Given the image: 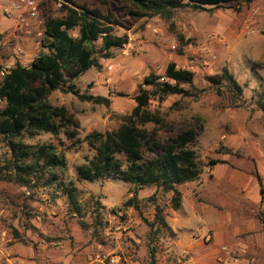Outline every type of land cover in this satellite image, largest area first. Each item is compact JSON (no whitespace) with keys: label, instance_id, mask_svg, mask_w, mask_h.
Listing matches in <instances>:
<instances>
[{"label":"rangeland","instance_id":"rangeland-1","mask_svg":"<svg viewBox=\"0 0 264 264\" xmlns=\"http://www.w3.org/2000/svg\"><path fill=\"white\" fill-rule=\"evenodd\" d=\"M15 2L0 0V66L5 70L28 66L43 37L41 0L37 18H25L24 24ZM50 14L62 16L57 3L51 4ZM115 33L127 38L123 48L111 50L112 57L100 61V70L91 69L72 84L78 95L100 97L108 105L55 92L50 104L66 109L78 129L22 140L31 150L52 144L66 161L64 171H56L51 184L49 174L40 181L30 177L25 186L0 180V264H51L50 235L62 240L56 243L60 250L53 252L56 259L67 255L64 247L92 244L94 257L84 264H100L99 259L110 255L119 256L121 264H150L151 250L155 264H264V0L244 3L238 12L180 10L169 22L145 18L131 30ZM178 34L187 45L179 43ZM169 63L193 74L192 87H184L187 96L151 98L145 110L162 126L144 128L160 141L181 130L193 131L201 174L178 187V211L170 208L171 195L154 187L138 191L134 205L127 207L131 189L121 180H78L77 168L91 153L84 143L72 148L64 131H75L81 141L94 131L117 130L136 106L142 80L149 74L162 77ZM223 69L243 87L237 104L224 86L213 84ZM9 159L0 140V177L8 174ZM117 159L124 163L122 155ZM210 161L220 163L208 167ZM69 182L78 190L77 216L65 195ZM156 206L162 208L167 228L145 224L153 222ZM57 217L58 222H50ZM46 229L51 232H41Z\"/></svg>","mask_w":264,"mask_h":264},{"label":"trees","instance_id":"trees-1","mask_svg":"<svg viewBox=\"0 0 264 264\" xmlns=\"http://www.w3.org/2000/svg\"><path fill=\"white\" fill-rule=\"evenodd\" d=\"M250 1L41 0V50L26 67L15 64L5 70L0 66V140L10 153L5 167L8 174L1 176L0 180L25 186L28 178L40 181L49 174L48 183L51 184L56 181V171H64L66 161L52 144L43 143L31 150V147L23 145L22 140L33 139L40 134L58 135L63 129H78L77 122L66 109L50 104L49 97L55 92L108 105L103 98L78 95L72 84L89 70H100V61L110 59L111 50L123 48L127 38L117 35L116 30L129 31L140 20L151 17L169 22L180 10L208 14L225 9L238 12L242 4ZM52 3L59 5L61 17L50 14ZM177 40L185 45L189 42H184L179 34ZM192 84L190 71L177 69L174 63H169L162 77L149 74L142 80L139 94L134 98L136 106L121 118L117 130L94 131L81 141L75 139V131H64L72 142V148L84 143L91 153L77 168L78 180L90 184L121 180L131 189V199L125 203L127 207L134 205L138 191L154 187L170 194V208L178 211L182 202L178 187L197 180L201 174L192 148L197 135L191 130H181L174 137L160 141L144 126L152 123L161 127L162 122L145 108L151 98L164 101L169 96H187L184 87L191 88ZM213 84L224 86L231 101L240 102L243 87L226 69L213 80ZM118 155L124 157V163L117 159ZM219 163L210 161L207 166ZM256 178L260 185V178ZM259 192L262 195L261 187ZM65 195L74 215H80L78 190L72 182L68 183ZM144 222L149 229L154 225L167 228L163 210L157 206L154 207L153 222ZM149 262L155 264L154 250L149 252Z\"/></svg>","mask_w":264,"mask_h":264},{"label":"crops","instance_id":"crops-1","mask_svg":"<svg viewBox=\"0 0 264 264\" xmlns=\"http://www.w3.org/2000/svg\"><path fill=\"white\" fill-rule=\"evenodd\" d=\"M36 220L39 221V219H36ZM59 220H60V218L57 217V219H54L53 222L52 221H50V222L51 223H56ZM33 224L36 225V223H33ZM37 227H40V224ZM172 229H173V227H172ZM47 231L51 232L48 229H46L44 231H41V232L46 233ZM49 238H50V242L53 243V247H51L50 248L51 250L49 251L50 252L49 257H51L50 258V263L51 264H56V263L58 264L59 262H61L62 264H84L87 260H92V258L94 257V252L95 251L93 249V245L92 244L91 245H86L85 243H80L78 249H75V247L72 249L71 246H69L68 248L64 247L63 250H64V252H67V255H65V256L61 255L62 257H60V259H56L55 255L57 253H53V252H56V251L60 250V247L57 246V244L59 242H62V240L59 237H56V235H50ZM55 238H57V239H55ZM73 252H75V253H73ZM58 254H60V253H58Z\"/></svg>","mask_w":264,"mask_h":264},{"label":"built area","instance_id":"built-area-1","mask_svg":"<svg viewBox=\"0 0 264 264\" xmlns=\"http://www.w3.org/2000/svg\"><path fill=\"white\" fill-rule=\"evenodd\" d=\"M14 9L20 12V23L24 24L26 19L34 20L39 14V5L37 0H16L13 5ZM26 18V19H25ZM186 256V253L184 257ZM184 257H182L184 259ZM99 259L100 264H121V258L116 255H110ZM180 262V260H178Z\"/></svg>","mask_w":264,"mask_h":264}]
</instances>
